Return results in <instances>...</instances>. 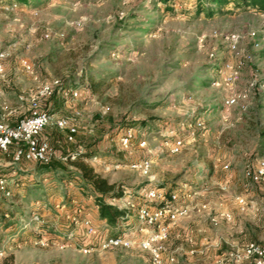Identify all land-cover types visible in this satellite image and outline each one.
Segmentation results:
<instances>
[{"label": "rangeland", "instance_id": "374dc122", "mask_svg": "<svg viewBox=\"0 0 264 264\" xmlns=\"http://www.w3.org/2000/svg\"><path fill=\"white\" fill-rule=\"evenodd\" d=\"M263 33L264 10L239 0H0V122L11 125L35 105L77 130L68 142L63 131L46 129L49 165L1 168L10 196L0 194V264H149L136 246L92 243L136 227L143 187L175 191L181 206L190 194V216L178 225L206 228L214 244L191 255L173 229L163 251L170 264H248L229 254L232 245L264 244V195L243 176L264 160ZM242 61L235 84L225 85L221 67ZM44 86L50 93L40 96ZM62 87L81 96L66 98ZM233 94L246 96L245 110L223 106ZM129 130L134 139L123 148L119 139ZM177 138L183 146L172 154L164 142ZM86 150L93 157L84 161L124 190L105 199L128 212L116 226L99 219L94 191L69 165ZM142 161L147 173L130 167ZM87 213L91 236L72 221Z\"/></svg>", "mask_w": 264, "mask_h": 264}, {"label": "built area", "instance_id": "2783aa9c", "mask_svg": "<svg viewBox=\"0 0 264 264\" xmlns=\"http://www.w3.org/2000/svg\"><path fill=\"white\" fill-rule=\"evenodd\" d=\"M254 33H251V37H254ZM262 38L264 39V33ZM228 51L236 53V45L234 43H228ZM244 61L240 62L238 66H231L227 63L221 68L224 73V83L227 86H232L238 78L239 69ZM22 65L26 66V62H22ZM3 73V68L0 66V75ZM50 93V88L44 86L41 88L39 94L44 96ZM58 93L64 97L70 99H78L81 96L80 90L75 89H59ZM246 96L243 94H233L226 97L223 100V106L226 108H238L245 110ZM108 110V108H106ZM50 126H54L58 131H63L66 135L68 142L73 141V137L76 135V128L69 123L65 118L53 119L52 115L46 110H41L37 106H33L30 111L23 117L19 118L13 124L8 125L0 122V157H8L10 165L20 166L21 162L34 163L43 166H47L51 162L52 149L46 139L42 137L43 132ZM196 126L200 127V123L196 122ZM187 134L193 137L195 131H188ZM134 137L129 130L125 135L119 139V144L123 148H127ZM139 147L145 146V139L142 138L138 143ZM164 146L172 153L176 154L183 146L182 139H175L173 141H165ZM10 148L12 151L10 152ZM133 170L147 173L148 163L145 161L134 163L130 166ZM244 178L251 184L257 185L259 190L264 195V160L258 159L253 166L244 170ZM6 179L0 177V194L2 196L9 197L10 191ZM137 197L144 200V203L138 206L134 211V216L137 221L135 228L128 230L126 233L119 235H106L98 239L97 246L99 248H122L129 249L132 246L138 247L140 250L147 252L149 256V264H170L165 258L163 251L164 246L169 240L170 232L175 228L177 222L188 215L189 206L188 201L191 197L190 194H184L183 198L186 202L185 206L180 205L178 195L175 191L165 193L163 189L156 187H143L136 191ZM235 204L240 211H244L246 207V201L243 198H236ZM201 208H206L205 205H201ZM7 217V215H5ZM221 217L226 220L230 219L227 213H221ZM128 214L125 215L126 219ZM31 220L39 222V218L31 213ZM74 223L81 224L85 233L91 236L93 231L92 221L90 214H85L81 220L77 221L72 219ZM210 224L217 225L216 219H211ZM187 244L189 247V254H195L197 249L194 246V241L191 237H188ZM209 244L205 237L201 238V245L205 246ZM87 252V250H83ZM200 252H203L200 250ZM1 256V253H0ZM229 256L234 257L237 260L243 259L248 264H264V245H257L255 243H249L244 248L232 252ZM170 261L173 258H169Z\"/></svg>", "mask_w": 264, "mask_h": 264}, {"label": "trees", "instance_id": "16d2710c", "mask_svg": "<svg viewBox=\"0 0 264 264\" xmlns=\"http://www.w3.org/2000/svg\"><path fill=\"white\" fill-rule=\"evenodd\" d=\"M167 1V0H163ZM211 5L222 6L226 0H204ZM244 6H256L257 8L264 10V0H239ZM207 14H211L210 10H207ZM93 86V85H92ZM65 89V88H61ZM25 116V115H24ZM46 131V130H45ZM44 131V132H45ZM43 132V134H44ZM77 134V133H76ZM76 136V135H75ZM12 148H10V152ZM93 157L92 151H84L76 155L69 157V165L72 166L78 173L80 179L87 183L96 195L95 205L100 220L104 221L108 226H116L119 221L125 218L127 211L118 209L115 206L109 205L105 202V199H118L122 197L124 190L118 183H109L107 179L101 177L96 173L93 166L88 164L84 159H91ZM26 162H21L20 166ZM39 165V164H38ZM43 166V165H42ZM170 191H165L169 193ZM98 238H94L92 243L97 244ZM91 244V243H90ZM4 264V263H3Z\"/></svg>", "mask_w": 264, "mask_h": 264}, {"label": "crops", "instance_id": "0c3cea01", "mask_svg": "<svg viewBox=\"0 0 264 264\" xmlns=\"http://www.w3.org/2000/svg\"><path fill=\"white\" fill-rule=\"evenodd\" d=\"M13 124V123H12ZM42 137L44 138V139H46L47 141H49V139H48V137H47V135H46V133L45 134H42ZM6 158H8V157H0V171H2L1 170V168H5L6 166H8V165H10V161H9V158H8V162H7V160H6ZM23 164H25V163H23ZM22 164V165H23ZM22 172H23V170H22ZM202 205H205V204H202ZM201 207V206H200ZM205 207H206V205H205ZM220 213H225V210L224 209H220V211H219ZM189 216H190V213L186 216V217H183V218H181V219H186V218H189ZM180 219V220H181ZM179 222V221H178ZM178 222H177V224H176V226H175V232H177V233H179V234H176V236H179V235H184L185 236V239H187L189 236H191V238L193 239V241H194V246H195V248L196 249H199V251H198V253L199 254H202V252H200V250H201V247H203L202 245H201V238L202 237H205L206 239H208V232H207V229L206 228H198V229H195L194 227H191V226H187V227H184V228H182V227H180L179 225H178ZM178 228V229H177ZM181 233V234H180ZM193 233H195V237L193 236ZM199 237H201V238H199ZM218 240V244H220L221 242H224L222 239H217ZM187 241V240H186ZM220 241V242H219ZM209 244H211V245H214L213 243H209ZM264 244H262V246H263ZM235 245H232L231 247L233 248L232 249V251H231V253L232 252H235V251H238V250H240L241 249V247L242 246H235ZM224 254H222V256H223Z\"/></svg>", "mask_w": 264, "mask_h": 264}]
</instances>
